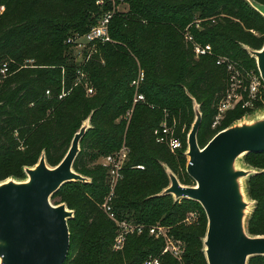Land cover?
<instances>
[{
  "label": "trees",
  "instance_id": "trees-1",
  "mask_svg": "<svg viewBox=\"0 0 264 264\" xmlns=\"http://www.w3.org/2000/svg\"><path fill=\"white\" fill-rule=\"evenodd\" d=\"M253 6L264 7V0H0V70L8 69L0 74V182L23 179L24 169L42 153L48 166L56 167L89 119L73 170L90 182L66 183L50 199L74 212L67 221L63 264H142L160 255L162 241L147 234L130 235L121 251L112 249L116 226L102 209L109 192L106 170L92 163L123 146L129 149V163L111 201L117 220L146 227L159 222L183 243L184 264H207L202 207L161 193L169 185L166 169L181 184L193 185L184 153L194 102L201 114L200 148L243 116L251 77L260 81L247 48L260 50L264 44V17ZM108 13L112 41L98 44L91 59L77 65L67 39L87 33ZM197 21L200 29H193ZM188 26L196 42L211 46L212 55L195 58L184 41ZM219 57L241 71L247 92L213 127L229 77L216 65ZM139 71L145 101L134 104L130 84ZM163 122L181 141L174 153L153 137ZM248 155L264 166V153ZM136 165L144 169L130 168ZM247 195L256 202L247 233L264 236V172L250 176ZM191 214L196 220L185 223ZM161 264L179 263L163 255ZM247 264H264V257Z\"/></svg>",
  "mask_w": 264,
  "mask_h": 264
},
{
  "label": "water",
  "instance_id": "water-1",
  "mask_svg": "<svg viewBox=\"0 0 264 264\" xmlns=\"http://www.w3.org/2000/svg\"><path fill=\"white\" fill-rule=\"evenodd\" d=\"M249 1V0H247ZM260 11L263 6H253ZM264 84V44L249 50ZM187 135L186 174L193 186L181 185L168 170L169 185L161 195L175 201L198 203L206 216L203 240L207 264H247L252 257H264V236H249L244 225L248 204L240 179L251 172L236 170L235 162L246 154L264 153V119L250 125L231 126L217 133L203 148L197 143L201 114L195 110ZM86 122L88 124H86ZM90 128L89 119L74 134L69 148L56 167L46 163L44 153L31 168H25L24 182H0V264H63L69 249L67 221L74 212L57 206L51 197L66 183H87L73 170L80 143Z\"/></svg>",
  "mask_w": 264,
  "mask_h": 264
},
{
  "label": "built area",
  "instance_id": "built-area-1",
  "mask_svg": "<svg viewBox=\"0 0 264 264\" xmlns=\"http://www.w3.org/2000/svg\"><path fill=\"white\" fill-rule=\"evenodd\" d=\"M111 16V13L105 14L99 20V22L87 33L83 35H74L67 39L66 44H68L72 50V55L75 63L82 57V61L80 62L81 64H84L89 59H91V56L95 53V48L98 44H105L112 41L108 32V25ZM195 28L200 29L198 21L195 23ZM184 41L192 48V52L195 58L212 55L211 46L208 44L202 45L196 42L192 34L188 31H186L184 34ZM79 50H81V54L79 55L80 58L77 56ZM216 65L223 66L225 68V71L230 78V82L227 87V93L218 105L217 116L215 117L213 127L220 123V120L223 118V116H225V113L227 111L232 110L238 103H240V101L242 100V94L244 92H247V89L244 86V80L241 71L237 69L227 58H217ZM7 70V66L3 65L2 69L0 70V74L5 75L7 73ZM78 74H80V72H78ZM80 76H82V74H80ZM143 79L144 73L142 71H139L136 78L130 84V86L133 87L135 91L133 100L134 104L142 103L145 101L144 95L139 92V87ZM255 81H257L258 86L260 83L259 79L255 76H252L251 82L248 87L249 100L245 101L242 104L243 109L252 104L254 98L257 97L258 93H254V91L256 90ZM86 94L88 96L92 95V89H87ZM65 95L66 94H62L59 96V98H62ZM128 115L130 116V114ZM153 137L157 144L167 146L172 153L179 150L182 146L180 139L175 136L174 130L169 127L166 122L161 123L159 128L153 131ZM128 163L129 149L126 146H123L119 151L104 156L100 165L106 170V179L109 184V192L102 205V209L104 210V213L106 214L108 219L116 226V235L112 246L113 251H121L128 236H140L143 234H147L154 240L162 241L163 246L160 252V256H150L145 259L142 264H161V257L163 255L171 256L179 264H182L184 248L181 245L180 241L174 239L169 234V228L160 224L146 227L145 225L137 224L132 221H119L112 212L111 201L114 196V190L117 184L123 179L124 170L128 166ZM130 168L137 170L144 169V167L141 165L132 166ZM192 220V216L190 215L187 219H185L184 222L189 224Z\"/></svg>",
  "mask_w": 264,
  "mask_h": 264
},
{
  "label": "rangeland",
  "instance_id": "rangeland-1",
  "mask_svg": "<svg viewBox=\"0 0 264 264\" xmlns=\"http://www.w3.org/2000/svg\"><path fill=\"white\" fill-rule=\"evenodd\" d=\"M102 4V2H100L99 3V5H101ZM119 9L121 10V11H123V10H125L126 9V7H122V6H120L119 7ZM260 9V11H262L263 13H264V9L263 10H261V8H259ZM1 10H2V8H1ZM190 28H191V26H188V27H186L185 29H184V33H183V35L185 34V32L186 31H188V32H190ZM193 29H195V27L193 28ZM201 44V43H200ZM203 45V44H202ZM81 54V50H79L78 51V57L80 58V55ZM74 55H75V53H74ZM80 61H82V57H81V59H79V60H77V62H76V64L77 65H79V64H81V62ZM33 61H29V63H32ZM241 78V77H240ZM226 82H227V86L229 85V82H230V78L229 77H227V79H226ZM256 82V90L254 91V93H258V91L260 92V94H257V98H254V102L252 103V104H250L248 107H246V108H244L245 109V111H244V113H243V116L239 119V120H237V121H235L234 123H233V125L232 126H241V125H250V124H253V123H255V122H257V121H260V120H263L264 119V97H263V94L261 93V90H259L260 89V87H261V85L260 84H262V86H263V89H264V85H263V83L261 82V80L259 81L260 83H259V85L257 86V81H255ZM263 92H264V90H262ZM226 93H227V91H226ZM219 105V104H218ZM195 110L197 111L198 110V108H197V105H195ZM130 116H128L127 118H129ZM224 119V116H223V118L220 120V122L222 121ZM86 124H88L87 122H86ZM172 128V127H171ZM173 129V128H172ZM186 141H187V138H186ZM186 146H187V144H186ZM186 153V152H185ZM185 153H184V155H185ZM185 157H186V155H185ZM103 158V157H102ZM102 158H98L95 162H93L92 163V166H94V165H101V163H102ZM255 160H256V158L253 156H249L248 154H246V155H243V156H241L240 158H238L237 160H236V162H235V169L236 170H244V171H249V172H251V174H250V176L251 175H256V174H258V173H262V172H264V166H262L261 164H259V165H255L256 163H255ZM188 162V158L186 157V163ZM185 172H186V170H185ZM250 176H248L247 178H244V179H240L239 180V184H240V187H241V192H242V194H243V198H244V200H245V202L248 204V207H247V209H246V211H245V219H244V225H245V229H246V231H247V222H248V220H249V218H250V216H251V214H252V212H253V210H254V207H255V205H256V202L255 201H253V200H251L249 197H248V195H247V181L249 180V178H250ZM86 178V177H85ZM87 179V183H89L90 182V179L89 178H86ZM27 180V176L26 175H24V177H23V179H14V178H8V179H6L5 181H3V182H6V181H14V182H24V181H26ZM179 182V181H178ZM180 183V182H179ZM181 184V183H180ZM192 184L194 185V183H193V181H192ZM181 185H183V184H181ZM192 185V186H193ZM107 186H108V189H109V184H108V182H107ZM183 186H185V185H183ZM172 197V196H171ZM172 199L174 200V198L172 197ZM175 201V200H174ZM191 216H192V221H190V223L189 224H191V223H193L195 220H196V216L194 215V214H191ZM156 224H159V222L158 223H156ZM249 235V234H248ZM250 236V235H249ZM204 240V239H203ZM181 242V241H180ZM181 245L183 246V248H184V245H183V243L181 242ZM204 247V246H203ZM185 250V249H184ZM160 256V255H159ZM182 264H184L183 262H182Z\"/></svg>",
  "mask_w": 264,
  "mask_h": 264
}]
</instances>
